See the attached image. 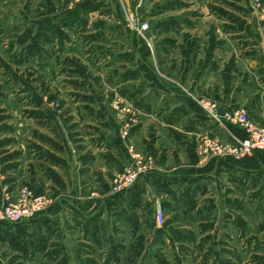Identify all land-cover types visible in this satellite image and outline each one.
I'll return each mask as SVG.
<instances>
[{
  "label": "crops",
  "instance_id": "0c3cea01",
  "mask_svg": "<svg viewBox=\"0 0 264 264\" xmlns=\"http://www.w3.org/2000/svg\"><path fill=\"white\" fill-rule=\"evenodd\" d=\"M126 9L149 44L117 0H0V204L21 187L49 199L0 224V264H264V152L203 157L202 137L246 135L190 97L264 125V14L247 0ZM117 99L137 112L125 137ZM130 146L151 169L115 190Z\"/></svg>",
  "mask_w": 264,
  "mask_h": 264
},
{
  "label": "built area",
  "instance_id": "2783aa9c",
  "mask_svg": "<svg viewBox=\"0 0 264 264\" xmlns=\"http://www.w3.org/2000/svg\"><path fill=\"white\" fill-rule=\"evenodd\" d=\"M121 1V0H120ZM132 1V0H126ZM252 7L259 9L264 14V0H249ZM122 3V1H121ZM124 7V6H123ZM124 22L126 26L139 35L145 42L148 23L139 22L124 9ZM202 110L204 116L216 123L227 122L238 125L245 132V139L231 136L227 141L216 138L202 137L199 144L200 154L207 158L210 156L229 157L238 160L255 151L264 152V125L258 126L249 120L244 111H232L219 113L217 105L212 101L190 96ZM116 117L122 122V136H126V130L137 121V112L130 107H121L119 100L113 102ZM52 107L60 112L59 104L52 102ZM133 159V165L123 171L115 179V190L129 189L136 182L140 174L147 173L151 167L145 164L141 155L135 151L133 146L129 147ZM49 205V199L33 193L28 187L18 190L16 200L7 204H0V224H20L30 221L41 213ZM155 225L160 228L164 224V213L160 201H155Z\"/></svg>",
  "mask_w": 264,
  "mask_h": 264
},
{
  "label": "trees",
  "instance_id": "16d2710c",
  "mask_svg": "<svg viewBox=\"0 0 264 264\" xmlns=\"http://www.w3.org/2000/svg\"><path fill=\"white\" fill-rule=\"evenodd\" d=\"M97 8L96 5L93 3H80L78 4L73 10L67 11L63 16L62 24L67 25V21L69 20L72 23H75V20H77L82 12H91ZM71 23V24H72Z\"/></svg>",
  "mask_w": 264,
  "mask_h": 264
},
{
  "label": "rangeland",
  "instance_id": "374dc122",
  "mask_svg": "<svg viewBox=\"0 0 264 264\" xmlns=\"http://www.w3.org/2000/svg\"><path fill=\"white\" fill-rule=\"evenodd\" d=\"M120 4H121V6L124 8V9H126V0H121L122 1V3H121V1L120 0H117ZM133 1V0H132ZM248 2H249V0H247ZM130 2V1H129ZM250 3V2H249ZM127 10V9H126ZM125 11V10H124ZM127 13H128V10H127ZM125 17V15L123 16V18ZM134 17V16H133ZM134 18H136V17H134ZM137 19V18H136ZM139 22H145V21H140L139 19H137ZM145 23H147V22H145ZM133 33H135L134 31H132ZM147 33V32H146ZM136 34V33H135ZM140 37V36H139ZM145 37H146V39H147V42H145L141 37V39L144 41V43H147V44H149L148 43V38H147V35L145 34ZM52 102H55V101H50V106H51V104H52ZM112 105H114V104H112ZM114 109V108H113ZM57 113H59L60 114V112H58L57 111ZM44 264H47L46 262H44Z\"/></svg>",
  "mask_w": 264,
  "mask_h": 264
}]
</instances>
